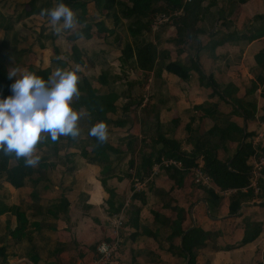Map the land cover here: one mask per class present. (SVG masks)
Wrapping results in <instances>:
<instances>
[{
  "label": "crops",
  "instance_id": "obj_1",
  "mask_svg": "<svg viewBox=\"0 0 264 264\" xmlns=\"http://www.w3.org/2000/svg\"><path fill=\"white\" fill-rule=\"evenodd\" d=\"M41 2L38 0V5ZM210 2L204 1L208 5L207 17L198 25L200 34H206L204 39L199 35L190 42V50L163 40L160 43V48L170 52L172 60L191 63V59H199L201 71L192 70L188 80L163 67L151 72L141 104L131 106L130 123L123 127L106 126L107 139L121 151L118 156L109 154L107 162L85 157L82 149L90 150V138L83 130L74 140H62L63 145L69 146L61 145L58 151L61 164L52 163L50 158L47 162L53 165L34 166L32 179L39 177L36 183L27 178V183L15 186L0 177V208L7 209L0 215V246H6L7 258L0 259V264H98L96 246L111 239L109 220L116 215H123L124 225L118 253L108 264H187L181 254L184 234L178 235L176 230L194 226L201 227L208 235L195 256L197 264H264V170L259 180L261 191H254L252 197L242 200L236 197L231 200L233 189L213 188L216 198L206 193L191 172L176 175L168 169H161L143 190L133 191V176L138 171L149 170L142 155L151 151L154 142L146 138V132L156 116L145 117V106L150 110L157 108L163 132L180 141L182 149L190 151L212 124L210 118L204 119V104L217 103L220 110L229 113L239 108L240 100L247 110H250L247 104L253 102L251 117L233 114L230 121L251 134L247 140H252L255 153L258 149L264 154V66H258L255 59L257 53L264 56V34L252 40L244 37L256 36L264 30V23L255 20L256 15L264 14V0L223 1L220 15L215 8L219 1L214 5H209ZM90 5L93 4L89 3L88 9ZM21 11L20 6L18 14ZM0 15L7 17L2 12ZM174 32L175 26L170 24L164 36ZM106 38L103 43L109 46V53L121 47L120 41L113 38L106 41ZM212 41L219 42L214 49L209 45ZM118 50L115 59L120 65L121 49ZM92 55L106 60L99 50H93ZM36 66L38 69L39 64ZM203 73L213 78L218 89L201 81ZM138 74L134 79L143 75ZM258 76L263 79L261 82ZM254 84L256 88L250 91ZM109 90L120 93L115 85ZM121 102L119 98L120 106L124 103ZM88 118L84 115V119ZM259 134L262 137L258 138ZM130 137L134 139L133 148L128 144ZM224 145L218 150L222 160L236 153L240 141H225ZM255 153L247 160L250 170ZM247 190L243 188L242 192L248 194ZM110 199L113 210L121 207L119 212L110 213ZM16 207L24 210L28 222L23 232L13 235L17 227ZM179 209L183 210L182 219L177 213ZM50 210L58 212L57 216ZM248 229L259 233L254 240L243 243Z\"/></svg>",
  "mask_w": 264,
  "mask_h": 264
},
{
  "label": "trees",
  "instance_id": "obj_2",
  "mask_svg": "<svg viewBox=\"0 0 264 264\" xmlns=\"http://www.w3.org/2000/svg\"><path fill=\"white\" fill-rule=\"evenodd\" d=\"M204 1L205 0H192L184 4L183 0H42L38 5V0H29L27 3L21 5L22 11L18 15L19 18L22 14L27 17L39 15L41 14V9L47 10L53 8L59 2L65 3L73 10L75 16L74 21L78 24L82 23L77 31L69 35V37L72 39H86L90 37L96 29L95 24H91L92 21L89 22L92 18H90L88 13V4L92 3L99 16H104L106 19L110 18L115 26V29H111L104 24L105 21L102 22V24H104L103 29H106L109 33L107 38L105 37L106 41L113 38L116 41H120L121 45L122 34H129L130 38L126 39L123 46H121L119 61L122 72L120 71V73L113 72L112 68L109 66L103 67V65H105L104 61L98 60L99 56H89V60H87L81 47H78L76 44L71 46L74 60L79 65L78 67L76 66L79 75V96L73 97L72 106L74 109L83 113L77 122L79 134L83 133L82 131L84 130V133H87L88 138H90V150L88 151L86 147L82 149V154L85 157L107 162V160L110 159L109 154L114 153L118 156L121 153L120 149L115 147L107 138L104 142H100L95 137L89 136L88 131L95 123L101 121L104 122L106 126L123 127L129 124L131 106L133 104H141L143 99V85L146 84L151 72L157 67H163L167 72L173 73L183 80H188L190 78L192 70L201 71L199 59H191V63H185L179 59L172 60L170 52L166 48H160V43L163 40V42L178 46L184 45L185 49L190 50L189 43L197 39L201 33L198 25L207 17L206 12L208 11V5H206ZM240 1L245 2L246 0ZM211 4H215V0H211L209 5ZM182 6L184 7V14L174 20L172 25L175 26V32L173 34L164 36L165 31H167L170 26L168 24L161 26L158 31L152 33L151 23L155 16L161 13H170L172 10ZM0 17L3 20L6 19L3 15H0ZM124 19H127L128 22L126 23ZM255 20L261 24L264 23V14L256 15ZM1 27L4 29L6 28L5 30L8 34L11 31L10 25L5 27L1 25ZM125 27H127L128 32ZM262 34H264V30L257 32L256 36L244 37L252 40L255 39L254 37L261 36ZM155 35H157V40L154 39ZM237 37L240 36L237 35ZM51 38L53 39L52 42H54V40L57 39V35L53 34ZM225 40L227 39L223 38V41ZM218 43L219 42L212 41L209 45L214 49ZM52 46L54 50L52 62L56 64L57 69L66 70L68 62L61 57L60 48L54 43ZM8 58V55L0 49V96L10 95L9 86L12 81L7 76V73L10 72ZM255 59L258 62V66H264L262 63L264 60L262 53H257ZM71 64L73 63L71 62ZM95 68H98V71L100 68L98 74H94ZM31 69L44 79H47L52 73L51 66L38 69L31 67ZM128 69L131 72H141L143 75L136 81L134 79L126 81L128 87L125 92L122 91L117 93L116 91L109 90L111 86L118 85L124 78H129L130 74L129 72L127 73ZM124 71H126V73H124ZM258 78L260 82L263 80L260 76H258ZM201 81H207V84L211 85L214 89H218V85L211 76H206L203 73ZM138 85H141V87L135 90V87ZM256 86L257 84H254L250 91H254ZM262 95L264 96V93ZM123 96L128 98V101L120 106L118 100ZM242 102V100L238 102L239 108L237 110L229 113L220 110L217 103L209 102L204 104V106H202L204 119L210 118L212 124L211 127L203 133L202 137L193 143L194 145L190 151L182 149V143L180 141L176 138L168 137L167 134L163 132L160 121L158 120L159 114L155 111L157 108L150 110L149 106H145L143 110L145 117L151 119L153 115L156 116L154 124L150 125L148 132H146V138L150 137L154 142L151 151L147 155H142V161L149 165V170H144V173L138 171L136 176L140 179L148 176L153 164L160 161L162 157L174 158L181 161L185 168L179 169L175 166L168 168V170H174L176 175L186 173V171L190 172L191 168L199 164L202 165L204 173L207 174L212 181L211 187L200 184L203 189H205L206 193L214 195L217 198L218 196L214 192V189H218L219 191L233 189L235 190V194L232 195L231 200H233L234 197L240 200L252 197L255 192L253 188L250 187V166L247 164L249 156L255 153L252 140H247L251 134L245 133L240 125L234 121H230V117L233 114L244 115L246 118L252 116L255 103L249 102L247 105L250 107V110H247L243 107ZM84 115H87L89 118L87 120L84 119ZM222 122L224 123L221 124ZM86 126H89L87 130L84 129ZM153 130L155 131L154 134ZM187 130H190V127H188ZM130 138L131 141L128 142V144L133 148L135 145L134 139L132 137ZM146 138H144V142ZM62 140L71 141L74 140V138L72 136H59L56 141H52L48 138L47 134H44L43 139L38 140L35 148H46L43 150L46 151V153L41 156L37 163L38 167L44 168L53 165L47 162L46 157H57L58 151L62 145ZM225 141H240V146L232 157L222 160L218 156V150L225 146ZM262 150L264 152V148ZM24 159V157L17 158L14 153L6 154L0 151V177L11 182L15 186H21L27 183L29 179L33 183L39 181V177L35 178L36 181L32 179V175L35 172L34 166H27L24 163ZM11 160H14L15 163H12ZM131 165H134V161L131 162ZM246 187L248 189V194L242 192V189ZM261 188L262 186L260 185V191ZM141 193H145V191ZM108 204L110 213L114 211L119 212L121 207L115 210L112 209L114 204L111 199L108 201ZM61 208H64V206H61ZM6 210V207L0 208V215ZM15 212L17 227L12 231L13 235L23 232L28 222L26 214L21 207H16ZM49 212L54 216H57L58 213L55 214L52 210ZM177 213L182 219L183 210L179 209ZM257 231L258 232H252L248 229L243 243L254 240L259 233V230ZM176 233L178 235L184 234L181 254L187 259V264H197L195 256L199 249L205 245L208 236L207 233L199 226H194L187 230L178 228ZM6 258L7 248L5 245H2L0 246V259L5 261Z\"/></svg>",
  "mask_w": 264,
  "mask_h": 264
},
{
  "label": "clouds",
  "instance_id": "obj_3",
  "mask_svg": "<svg viewBox=\"0 0 264 264\" xmlns=\"http://www.w3.org/2000/svg\"><path fill=\"white\" fill-rule=\"evenodd\" d=\"M53 25L62 21L64 29L73 26V10L63 2L50 9H41ZM59 32L60 28H54ZM12 81L10 95L0 96V151L24 157L27 166L38 163L39 155H33L42 134L56 141L59 136L76 137L77 122L82 112L74 109L72 98L79 96L78 69H57L47 79L32 72H23L17 77L16 70L7 73ZM89 136L104 142L107 128L104 122L95 123L88 131Z\"/></svg>",
  "mask_w": 264,
  "mask_h": 264
},
{
  "label": "rangeland",
  "instance_id": "obj_4",
  "mask_svg": "<svg viewBox=\"0 0 264 264\" xmlns=\"http://www.w3.org/2000/svg\"><path fill=\"white\" fill-rule=\"evenodd\" d=\"M26 1L27 0H0V13L2 12L7 15L5 20L1 19L0 17V27L1 25L4 27L9 25L11 26V31L9 32V34L6 32V28H0V49L8 55L9 70L12 71L13 69H15L17 77L21 73L26 71L35 73V71L31 69V67L36 69L37 64H39L38 68H46L47 65H50L52 67V73L55 72L57 70V67L56 64L52 62V58L54 57V50L52 46L53 43L60 48L61 57L66 59L68 62V67L66 68V70L77 69L76 66H79L75 62L74 56L71 52V46L73 44H76L78 47H81L83 49L84 56L87 60H89V56L93 57V50H99L103 52L106 59L104 61L105 65H103V67L109 66L110 68H112L113 72L120 73V65H118V62L115 58L116 54L119 53L118 49H121V47H119L118 49L115 48L109 53V46L107 47V44L103 43V39L109 34L106 29H103V25L106 24L111 29H115V26L113 25L110 18L106 19L104 18V16H99L94 5H90L88 13L90 15V18H92V20H90L89 22L92 21L91 24H95L96 29L90 35V37L86 39H72L71 37H69V35L77 31V28H79L82 23L78 24L76 21H74L73 26L67 30L63 28L62 21L58 22L57 25H53L46 13L44 15L39 14V16L33 17H27L22 14L19 18V7ZM218 1L220 4L215 8H218L217 14L220 15L222 13L221 8L223 5V1L230 2V0H217V2L215 0L216 4L218 3ZM103 21H105L104 24H102ZM124 21L126 23L128 22L127 19H124ZM204 22L206 23V21ZM166 24L170 25V23ZM56 27L60 28L59 32L54 31V28ZM125 29L127 31V27H125ZM53 34L57 35V39L54 40V42H52L53 39L51 38ZM124 34H122L121 46H123L126 39L130 38L129 34ZM157 35H155L154 37L155 40H157ZM200 36L204 39L206 34L202 33L200 34ZM111 48L112 47H110V49ZM108 54H110L111 56H108ZM71 62L73 64H71ZM99 71L98 68H95L96 73H98ZM128 72L130 74L129 78H124L118 83V85H115L116 90L120 92L127 90L128 86L126 84V81L134 79L136 74H138L135 71L131 72L129 69L127 70V73ZM124 73H126V71H124ZM134 80L136 81V79ZM139 87H141V85L136 86L135 90H137ZM144 87L145 84L143 85V88ZM125 98V96L122 97L121 103L124 102ZM42 135L44 137V134ZM61 144L64 148L66 146H69L63 145V143ZM44 149L45 147L42 150L34 149L33 155H39L41 157ZM46 158L47 160L51 158L52 163L58 162V164H61V159L58 157L51 156ZM34 166L37 168V164Z\"/></svg>",
  "mask_w": 264,
  "mask_h": 264
},
{
  "label": "built area",
  "instance_id": "obj_5",
  "mask_svg": "<svg viewBox=\"0 0 264 264\" xmlns=\"http://www.w3.org/2000/svg\"><path fill=\"white\" fill-rule=\"evenodd\" d=\"M192 0H183L184 4L190 2ZM184 14V7L177 8L175 10H172L170 13H161L154 17L152 23H151V31L152 33H155L159 30V28L166 24L170 23L173 24L174 20L181 15ZM149 82L151 79L148 80ZM262 137V134L258 135V138ZM258 139L254 140V144L257 145ZM172 166H175L179 169H185L184 165L181 161L174 159V158H166L162 157L160 161L155 162L153 166L151 167L150 174L143 178L139 179L136 176H133L132 183H133V191H141L143 190L150 181L156 176L161 169H168ZM264 170V154L261 153L260 150L256 149V153L254 154L253 160L251 161V180H250V187L253 188L255 192L260 191V175L262 171ZM190 172L193 174L194 179L199 182L202 185H205L207 187L212 186L211 178L204 173V170L202 169V165L199 164L198 166H195L190 169ZM110 226H111V239L109 241H102L97 244L96 251L99 255L98 258V264H108L110 263L120 246V230L122 229L124 225V217L123 215H116L114 217L110 218Z\"/></svg>",
  "mask_w": 264,
  "mask_h": 264
}]
</instances>
